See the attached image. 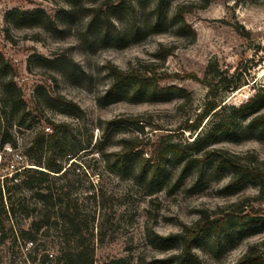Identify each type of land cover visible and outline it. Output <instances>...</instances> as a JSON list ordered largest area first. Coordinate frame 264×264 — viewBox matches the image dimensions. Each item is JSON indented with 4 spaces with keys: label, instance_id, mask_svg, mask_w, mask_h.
<instances>
[{
    "label": "rangeland",
    "instance_id": "1",
    "mask_svg": "<svg viewBox=\"0 0 264 264\" xmlns=\"http://www.w3.org/2000/svg\"><path fill=\"white\" fill-rule=\"evenodd\" d=\"M179 7L184 8L182 16L192 31L180 29ZM35 10L43 13L29 17ZM111 65L122 70L153 65L164 76L161 85L184 88L191 100L171 96L130 101L129 96L100 105L98 100L112 81ZM221 75L234 76L239 87L217 88ZM9 81L22 93L31 115L5 119L16 147H0V176L30 166L29 145L36 135L47 140L53 132L49 121L67 124L63 163L72 149L90 142L78 155L76 178L82 188L91 182L101 187L108 199L101 209L88 211L89 220L95 218L90 225L103 234V241L96 243V264L121 257L130 264H164L161 260L179 249L161 250L151 240L156 234L181 232L203 212L232 214L223 216L231 223L220 243L213 236L196 241V257L187 264H238L253 244H259L257 251L264 257V226L252 223L254 216H249L264 210V194L261 200L256 198L255 181L226 191L229 171L217 170L211 159L185 168L186 160L171 152L164 159L165 184L150 194L137 176L113 173L107 166L123 138H144L143 157L155 160L158 148L174 142L184 149L198 132L210 128L214 115L205 118L197 132L180 129L197 120L208 102H216V110L238 107L256 94L264 85V0H0V108ZM47 94H61L80 110L57 104L47 107ZM138 116L143 126L133 121ZM112 120L116 123L108 127ZM19 122L22 127L16 126ZM248 122L243 119L235 133L218 135L208 148L228 150L246 163H252L253 157L264 161V134ZM186 154L202 160V152L187 149ZM41 156L46 159L47 153ZM236 202L244 207H234ZM21 222L27 228L31 219ZM42 232L40 242L55 250L59 230ZM27 253L25 248L0 244V264H40L27 260Z\"/></svg>",
    "mask_w": 264,
    "mask_h": 264
},
{
    "label": "trees",
    "instance_id": "2",
    "mask_svg": "<svg viewBox=\"0 0 264 264\" xmlns=\"http://www.w3.org/2000/svg\"><path fill=\"white\" fill-rule=\"evenodd\" d=\"M183 11L184 8L179 7L176 13L180 29L183 32L192 31L182 16ZM41 13L43 12L35 10L28 14L29 17H36ZM49 21L53 25L56 24L51 19ZM192 33L194 34V32ZM170 52L171 50L166 54ZM166 54H163V57ZM152 66L145 65L144 68L132 67L122 70L111 65L109 74L112 81L105 94L99 98L100 105L128 99L129 96L131 97L130 101L144 98L165 100L171 96L186 101L191 100V95L186 89L161 85L164 76L157 74ZM238 85L239 82L235 80L234 76L228 78L221 75L216 82L217 88L227 91L238 88ZM10 90H13L15 94L9 92ZM1 95L4 104L0 108V147L10 144V149H12L16 147V143L11 138V128H5V119L9 115L19 113L24 119L31 115V112L27 110L22 93L12 81H9L3 88ZM45 97L47 107L57 104L80 110L78 104L61 94L57 96L47 94ZM217 106L216 102H208L197 120L180 128L183 131L197 132L202 121L214 115L215 120L205 133L198 132L184 149L174 142L166 144L164 148H158L156 152L159 157L156 156L155 160L143 157V146L146 145L144 138L138 135L123 138L120 148L114 150L111 153V158L107 161L109 171L137 176L136 179L145 183L148 193L152 194L162 189L165 184L168 168L164 159L169 153L173 152L181 160H186L185 168L190 167L193 162L197 161L202 165L211 159L217 170L224 169L231 174L230 180L224 188L226 191L235 190L246 181L253 180L259 187L256 198L261 200L264 194V170L260 165H264V161L253 157L252 163H246L242 162L241 156L238 154L208 147L218 135L235 133L243 119H249V127L264 134V85L259 87L250 100L238 107L224 109L220 107L216 110ZM35 113L34 117L40 115L38 114L39 108H35ZM133 121L137 125L142 123L143 126L144 124L141 116L133 118ZM47 123L53 132L46 141L36 135L30 143L28 148L31 162L28 164L30 166L23 165L12 170L10 175L0 176V244L9 243L12 248H25L28 252L26 259L31 258L33 262L39 261L40 264H96V243L103 241V234L96 233L94 226L90 225V220L94 222L95 218L92 217L89 220L88 211L94 208L96 212L98 208L101 209V203L108 199L106 200L107 196L101 187L98 189L97 185L91 182L88 188H82V183L76 178V170L80 168V164L77 162L78 155L81 151L87 150L91 143L89 142L83 148L72 149L67 155V162L63 163L61 157L66 153V138L63 129L67 124L53 121ZM115 123V120L109 121L108 127ZM16 126L22 127L23 122L17 123ZM99 144L96 142L94 147L98 149ZM187 149H191L195 153L202 152L200 155L202 160L189 159L186 154ZM43 152L47 153L46 159L41 156ZM243 205L241 202L233 204L237 208ZM221 214L203 212L199 220L192 226H185L181 232L168 236L156 234L155 238L151 240L155 248L161 250L179 249L178 253L161 261L164 264L192 262L196 257L193 252L194 243L206 236H213L220 243L225 226L231 223L223 216L232 215ZM249 216H254L252 223L264 226V210L262 212L259 209L255 210L254 214ZM29 219L31 222L25 228L21 220ZM53 228L59 230V235L57 241H53L55 250L50 251L47 249V244L40 242V231L43 229L42 233L47 234ZM258 246L259 244L251 245L240 257L238 264H264V257L257 251ZM32 252L35 253L34 256L31 255ZM40 253L42 254L38 258ZM156 262L159 261L149 264ZM101 264L130 263L127 258L121 257L107 260Z\"/></svg>",
    "mask_w": 264,
    "mask_h": 264
},
{
    "label": "built area",
    "instance_id": "3",
    "mask_svg": "<svg viewBox=\"0 0 264 264\" xmlns=\"http://www.w3.org/2000/svg\"><path fill=\"white\" fill-rule=\"evenodd\" d=\"M21 157V156H20Z\"/></svg>",
    "mask_w": 264,
    "mask_h": 264
}]
</instances>
